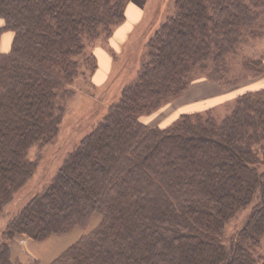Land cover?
Returning <instances> with one entry per match:
<instances>
[{
  "label": "trees",
  "instance_id": "1",
  "mask_svg": "<svg viewBox=\"0 0 264 264\" xmlns=\"http://www.w3.org/2000/svg\"><path fill=\"white\" fill-rule=\"evenodd\" d=\"M131 1L0 0V215L35 171L29 149L56 138L73 85L98 76V43L116 60L109 44ZM263 37L264 0H177L135 80L8 222L0 264H264V86L237 94L221 121L211 109L142 121L198 79L234 90L264 76V55H243ZM239 54L245 75L232 77ZM78 229L87 231L49 261L13 255L17 243Z\"/></svg>",
  "mask_w": 264,
  "mask_h": 264
},
{
  "label": "rangeland",
  "instance_id": "2",
  "mask_svg": "<svg viewBox=\"0 0 264 264\" xmlns=\"http://www.w3.org/2000/svg\"><path fill=\"white\" fill-rule=\"evenodd\" d=\"M176 1L177 0H147L143 15L141 19H139L140 21L135 22L132 19L134 3L131 1L128 4L129 10L126 14V22L123 24L126 27L131 28L127 33L126 40L124 41L123 37L121 39L116 37L115 42L112 43L110 41L109 44L113 53H115L116 60L110 59L107 61L108 58H110L108 57V49L98 43V47H100L98 50L104 51L98 52L101 62L98 76L88 82H85L82 79L78 80L73 85V87L76 88L77 95L75 99L69 103L68 111L56 138L46 145H35L29 149L28 157L36 163V168L27 182L16 191L12 200L4 207L3 213L0 215V243L3 231L8 222L19 213L34 195L51 182L69 153L72 152L79 145L81 140L91 133L95 126L104 118L108 106L120 99L124 87L135 80L143 57L147 53L149 40L155 34L157 29L167 21V18L174 13ZM119 29L120 27L115 28L114 32H117ZM12 38L13 34L11 32H6L4 34L1 44L2 51H9ZM87 51L92 52L94 49L88 48ZM245 51L243 52V55L244 53L250 56L264 55V37L254 41L253 45L248 46ZM243 55L239 54L229 57L230 76L242 77L245 75L242 68ZM102 79H104V83H96V81ZM249 80L250 79L244 80L236 89H231L233 91L232 93H237V91L241 89L240 85L245 84ZM93 85L96 87H93ZM216 85L219 87V84ZM215 94L217 93L209 91L206 95L201 96L200 99L204 96ZM191 98L195 97L194 95L192 96L189 94L186 96L185 101L190 100ZM174 101L167 104L171 106L166 108L164 112H162V110L167 105L151 115L153 116L150 121L152 122V125L161 126L165 123L164 118L168 114L167 112L174 109ZM214 102L219 101L214 100ZM234 106L235 100H228L213 107V109L209 108V110L211 109L213 116L221 121L232 112ZM177 114L174 116L176 117ZM149 117L150 116L142 117V121H147ZM158 122L161 123L157 125ZM147 125L149 124L147 123ZM263 148L264 144L258 147V153L261 154ZM250 210L251 207L238 213V215L227 225L226 235L230 236L242 225ZM85 231H87V229L76 230L77 235L72 233L68 236L71 237L70 242L58 244L53 251L51 250V252H47V255L43 257V260H40L39 257H37V252L34 251V253H31L27 248V242H32V240L17 243L13 247V255L14 257H20L24 261L27 259L40 260L42 262L49 261L51 257H54L63 251Z\"/></svg>",
  "mask_w": 264,
  "mask_h": 264
},
{
  "label": "crops",
  "instance_id": "3",
  "mask_svg": "<svg viewBox=\"0 0 264 264\" xmlns=\"http://www.w3.org/2000/svg\"><path fill=\"white\" fill-rule=\"evenodd\" d=\"M146 2L147 0H132V3H134V9L132 11V19L134 22L140 21L139 19H141L143 15ZM128 10L129 9L127 8V12ZM130 30L131 28H128L125 25L120 26V29L114 34L115 37L114 39H112V43L115 42L116 37H119V39L123 37L125 41L127 37V33ZM96 83H100V81H96ZM216 84L218 83L209 81L205 78L196 80L194 83H192L190 88L182 95V97H179L178 99L174 101L173 103L174 109L167 112L168 114L164 118L165 123L164 122L163 123L166 124L168 120L172 118L174 115H176L177 113L180 114L179 112L183 113V112L204 111L209 108L213 109V107L219 104H222L225 101L234 100L237 94H239L240 92L246 89H256L259 87H263L264 86V76L260 78L250 79L245 84H241L240 85L241 89H239L237 93H232L233 91L231 89H224L220 85L219 87H217L218 85ZM209 91H212V92L214 91L217 94L210 95V96L207 95V96H204L202 99H200L201 96L206 95ZM189 94L192 96L194 95L195 98H191L190 100L185 101L186 96H188ZM196 95L198 98L196 97ZM214 100L219 101V102H214ZM169 106L171 105H167L166 107H164L162 112H164V110H166V108H168ZM152 118L153 116H150L149 119L145 121L144 123L146 124L148 123L150 126H156V125H152V122H150ZM173 118L170 119L169 122L173 120ZM161 122H158L157 125H159ZM72 233H74V235H77L76 231H73ZM72 233L66 236L53 237L49 241L45 242L44 244H38L33 241L32 242L28 241L27 248L30 250L31 253L32 252L34 253V251L37 252L36 254L37 257H39L40 260H43V257L47 255V252H51V250L53 251L54 248L58 244L70 242L71 237H68V236H70ZM262 250L264 252V236L262 237Z\"/></svg>",
  "mask_w": 264,
  "mask_h": 264
}]
</instances>
